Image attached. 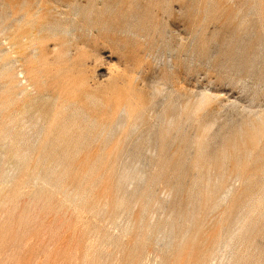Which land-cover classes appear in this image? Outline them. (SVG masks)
Instances as JSON below:
<instances>
[{
	"label": "rangeland",
	"instance_id": "1",
	"mask_svg": "<svg viewBox=\"0 0 264 264\" xmlns=\"http://www.w3.org/2000/svg\"><path fill=\"white\" fill-rule=\"evenodd\" d=\"M0 264H264V0H0Z\"/></svg>",
	"mask_w": 264,
	"mask_h": 264
},
{
	"label": "water",
	"instance_id": "2",
	"mask_svg": "<svg viewBox=\"0 0 264 264\" xmlns=\"http://www.w3.org/2000/svg\"><path fill=\"white\" fill-rule=\"evenodd\" d=\"M127 168H130V165L126 166ZM234 178H237L236 176H232L231 179H234ZM132 184V180H129L127 182V187L130 186ZM227 195V192H222L221 194H219L217 196V200L219 201L220 199H222L223 197H225ZM243 205L241 207H239L237 209V211H235L233 214H232V217H231V221L230 223L228 224V227H227V230H234L236 225L238 224V222H240V216H241V213H242V209H243ZM214 212V211H213ZM213 212H210V213H213ZM209 213V214H210ZM178 220V219H177Z\"/></svg>",
	"mask_w": 264,
	"mask_h": 264
}]
</instances>
